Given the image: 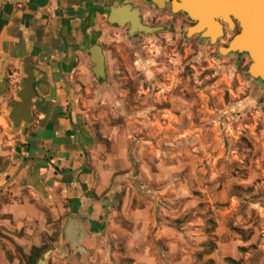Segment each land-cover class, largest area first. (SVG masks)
Masks as SVG:
<instances>
[{
	"label": "rangeland",
	"instance_id": "1",
	"mask_svg": "<svg viewBox=\"0 0 264 264\" xmlns=\"http://www.w3.org/2000/svg\"><path fill=\"white\" fill-rule=\"evenodd\" d=\"M147 20L155 31L105 30L106 75L78 80L76 107L108 149H127L123 192L152 198L176 258L264 264V80L246 53Z\"/></svg>",
	"mask_w": 264,
	"mask_h": 264
},
{
	"label": "crops",
	"instance_id": "2",
	"mask_svg": "<svg viewBox=\"0 0 264 264\" xmlns=\"http://www.w3.org/2000/svg\"><path fill=\"white\" fill-rule=\"evenodd\" d=\"M123 2L149 14L156 0H0V264L46 243L47 264H195L173 255L182 243L157 228L152 198L123 192L127 149H108L76 107ZM27 70L32 119L11 125Z\"/></svg>",
	"mask_w": 264,
	"mask_h": 264
},
{
	"label": "water",
	"instance_id": "3",
	"mask_svg": "<svg viewBox=\"0 0 264 264\" xmlns=\"http://www.w3.org/2000/svg\"><path fill=\"white\" fill-rule=\"evenodd\" d=\"M173 10H184L189 13L192 19L198 22L188 28V35L192 33H201L203 38H210V42H217L222 35V24L216 19L222 16L229 23L231 28H234V23L230 19V14H233L240 22L241 30L230 40L228 46H221V53H246L251 58L248 72L255 78L264 80V0H173ZM130 6L123 4L111 8L109 20L112 23L125 25L130 23L132 28L130 34H135V31L141 30L146 33L155 31V27L143 24L140 20L138 10L136 16L127 17L122 22L121 16L115 10ZM161 6V5H160ZM162 7V6H161ZM217 28L211 31V29ZM206 29V30H205ZM225 48L226 51H222ZM92 60L94 62L93 72L97 77L106 75V58L103 47L100 44H94L92 48ZM260 63L263 70L254 68ZM27 78L22 83V89L19 92L21 100H14L9 103L12 107L10 119L15 125H19L21 121H31V98L34 95L33 80L34 75L31 70H27ZM50 251H47L43 258L38 261V264H47V259Z\"/></svg>",
	"mask_w": 264,
	"mask_h": 264
},
{
	"label": "flooded vegetation",
	"instance_id": "4",
	"mask_svg": "<svg viewBox=\"0 0 264 264\" xmlns=\"http://www.w3.org/2000/svg\"><path fill=\"white\" fill-rule=\"evenodd\" d=\"M178 1H181V0H178ZM172 2L173 0H156V2H152L150 5L152 10H151V13L149 14H145L143 8L139 6H133L131 3L123 2L119 5L130 4L132 7L125 6V7L119 8L118 14L122 17L121 18L122 22H124L127 19V17L136 16L137 11L132 10V8L138 10V14L140 15V20L143 24L149 23V20H147V18L153 20L154 22H157L164 18H167V20H170V19L178 20V21H181L182 23H186L188 25V28L198 22L197 20L192 19L189 13L184 10L174 11ZM110 11H109V14H110ZM216 19L222 24V30H223V33L219 37L218 40L222 41L225 44V46H228L230 40L241 30L240 22L233 14H230V19L234 23V28H231L229 26V23L225 21V19L222 16L217 17ZM113 26L126 27L128 32L132 28V25L130 23H126L125 25H119L117 23H114ZM138 33H144V32L141 30L135 31V34H138ZM191 34L202 38L201 33H191ZM204 39H207L208 41H210V38H204ZM101 44L105 52L103 41H101ZM233 53L237 54V52H233ZM251 61L249 62V65ZM253 78L259 80V78H255V77Z\"/></svg>",
	"mask_w": 264,
	"mask_h": 264
},
{
	"label": "trees",
	"instance_id": "5",
	"mask_svg": "<svg viewBox=\"0 0 264 264\" xmlns=\"http://www.w3.org/2000/svg\"><path fill=\"white\" fill-rule=\"evenodd\" d=\"M49 244L46 243V244H43L42 246L40 247H37V246H34L32 249H31V252L30 254L27 256V261H26V264H37L39 258L42 256L43 252H45L46 250L49 249ZM227 261H229L230 263H235V259H233L232 257H227L226 258ZM208 264H213L214 263V260L212 258H210L208 260Z\"/></svg>",
	"mask_w": 264,
	"mask_h": 264
},
{
	"label": "bare ground",
	"instance_id": "6",
	"mask_svg": "<svg viewBox=\"0 0 264 264\" xmlns=\"http://www.w3.org/2000/svg\"><path fill=\"white\" fill-rule=\"evenodd\" d=\"M115 12H117L118 13V9L117 10H115ZM213 29H211V31L212 30H214L215 31V29H217V28H214V27H212ZM192 31H193V29L191 30V32L189 33V34H191L192 33ZM222 51H226V49L225 48H222ZM256 70H263V68H262V66H261V64L260 63H258L257 65H256V67L254 68V71H256Z\"/></svg>",
	"mask_w": 264,
	"mask_h": 264
}]
</instances>
